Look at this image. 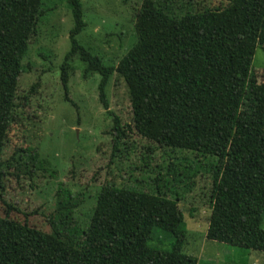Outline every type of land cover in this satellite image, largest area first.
I'll return each instance as SVG.
<instances>
[{
  "label": "trees",
  "instance_id": "trees-1",
  "mask_svg": "<svg viewBox=\"0 0 264 264\" xmlns=\"http://www.w3.org/2000/svg\"><path fill=\"white\" fill-rule=\"evenodd\" d=\"M66 1L72 24L59 64L63 100L71 103L67 80L79 62L83 78L99 76L103 108L110 78L122 81L130 118L110 113L107 178L85 223L68 227L79 202L71 204L70 193L59 199L58 188L45 199L58 202L56 212L21 208L9 190L37 187L33 173L45 150L36 142L47 119L37 108L24 111L38 79L22 91L18 76L49 8L42 0H0V264H196L182 251L179 206L196 177L208 183L199 199L209 209L204 237L264 251V71L251 66L255 47L264 51V0H133L134 41L115 63L76 39L82 4ZM131 131L147 141L140 164L127 161ZM150 144L165 155L161 165L151 164ZM115 172L121 180L110 177Z\"/></svg>",
  "mask_w": 264,
  "mask_h": 264
},
{
  "label": "rangeland",
  "instance_id": "rangeland-1",
  "mask_svg": "<svg viewBox=\"0 0 264 264\" xmlns=\"http://www.w3.org/2000/svg\"><path fill=\"white\" fill-rule=\"evenodd\" d=\"M42 2L49 9L39 20L37 33L29 41L27 53L21 60L22 70L18 76V85L19 90L23 91L38 79L37 90L30 97L31 107L24 111L37 108V112L41 113V120L47 119L41 141L36 144L39 146L40 143L41 148L55 159L49 158L44 151L40 152L39 146V153L44 161L33 173L37 187L28 188L24 183V187L20 189L14 183L9 194L17 198L21 208H38L45 210L47 214L53 207L56 212L55 206L58 204L56 200L55 204L53 201L45 202L46 198H51L49 193L52 190H61L58 191L59 199L70 193L73 195L71 199L68 197L71 204L79 202V205L71 208L68 227L75 224L78 226L86 222L88 209L93 201L92 195L96 187L107 178L105 171L111 142L110 134L106 130L111 124L110 113L119 116L123 122L130 118V108L124 84L113 76L106 88L107 107L103 108L96 90L99 76L83 78L79 62L73 63V70L67 80L66 96L71 103L63 100V88L58 73L59 64L69 47L67 36L72 24L71 15L66 0ZM80 2L84 27L76 35V39L100 55L105 62L115 63L134 41L131 16L135 6L133 0L126 4L121 0ZM251 66L255 71H264V51L259 47L254 49ZM37 103L40 104L39 107H36ZM129 133L130 137L127 138L132 140L133 148L128 150L130 159L127 161L140 164L139 156L146 153L144 147L147 141L134 131ZM11 140L22 145L18 132L12 135ZM150 145L154 148L151 164L161 165L165 155L155 145ZM167 154L174 158L175 155H181L178 152ZM111 166L112 164H108V168ZM122 173L124 172L121 171ZM134 175L139 176L140 171ZM110 177L121 180L116 172ZM24 180L26 179H20L19 183ZM195 181L194 189L187 193V200L179 205L186 226L182 251L194 256L196 264H264V251L246 249L204 237L209 209L200 205L199 199L202 194L207 193L208 183L206 179L198 177ZM68 199L65 198L66 201ZM35 216L38 222L43 220L42 215ZM260 227L264 230V215Z\"/></svg>",
  "mask_w": 264,
  "mask_h": 264
}]
</instances>
